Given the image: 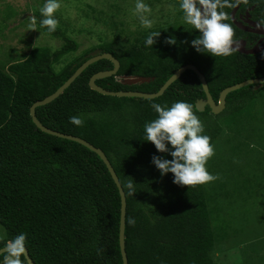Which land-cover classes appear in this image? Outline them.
I'll return each mask as SVG.
<instances>
[{
  "label": "trees",
  "instance_id": "obj_1",
  "mask_svg": "<svg viewBox=\"0 0 264 264\" xmlns=\"http://www.w3.org/2000/svg\"><path fill=\"white\" fill-rule=\"evenodd\" d=\"M243 1L255 5L264 21V0ZM174 3L179 7V0ZM179 14L182 19L180 8ZM36 17L40 31L60 38L63 45L54 51L32 48L24 61H17L8 71L0 66V225L6 231L0 248L25 233L35 264H123L121 199L106 166L82 145L38 130L31 107L54 94L97 49L121 65L117 76L97 81L105 90L157 93L180 68L194 65L205 76L216 103L223 90L264 77V54L212 57L198 53L191 41L199 33L178 21L139 30L126 45L116 35L109 43L65 63L79 50L78 43L60 29L49 33L40 27V13ZM149 33L160 36L154 46L146 47ZM172 38L174 44L166 43ZM112 69L107 60L90 66L57 100L36 109L38 120L51 130L91 143L108 157L127 198L129 264H219L214 257L223 235L219 228V157H210L206 164L218 179L190 187L176 185L171 173L161 176L153 165L154 155L172 157L145 141L144 125L157 117L151 104L171 106L185 101L193 106L213 146L222 135L221 114L214 115L209 108L197 111L196 102L206 97L191 71L154 100L106 97L92 91L91 77ZM132 77L154 80L135 86L122 83ZM254 87L231 93L226 107ZM71 116H80L84 125L69 123ZM129 183L134 194H130Z\"/></svg>",
  "mask_w": 264,
  "mask_h": 264
},
{
  "label": "rangeland",
  "instance_id": "obj_2",
  "mask_svg": "<svg viewBox=\"0 0 264 264\" xmlns=\"http://www.w3.org/2000/svg\"><path fill=\"white\" fill-rule=\"evenodd\" d=\"M44 2L0 0V66L5 71L24 61L32 48L54 51L63 45L60 38L39 29L36 16ZM144 2L152 9L150 29L183 23L176 0ZM60 4L55 13L57 29L79 45L65 63L116 35L126 45L139 30H150L141 27L133 13L135 0H60ZM112 23L116 29L110 27ZM223 112L219 119L222 135L211 156L219 157V228L223 230L214 257L219 264H264V90L254 87ZM5 236L0 225V239Z\"/></svg>",
  "mask_w": 264,
  "mask_h": 264
},
{
  "label": "clouds",
  "instance_id": "obj_3",
  "mask_svg": "<svg viewBox=\"0 0 264 264\" xmlns=\"http://www.w3.org/2000/svg\"><path fill=\"white\" fill-rule=\"evenodd\" d=\"M226 6L235 7V4H230L229 0H179L183 22L199 33L191 41L196 52L216 57L227 56L235 51L233 28L225 22L227 14L223 9ZM60 7V0H45L39 9L41 28H46L49 33L55 32L58 25L55 13ZM151 12V7L144 0H135L133 13L141 27H152L153 20L149 18ZM159 36L160 33H149L144 41L145 46H154L155 38ZM173 39L166 43L174 44ZM151 108L157 117L145 123L144 139L152 143L159 153L172 157L171 160L156 155L152 157V163L161 176L171 173L174 184L188 187L218 179L206 169L214 149L211 138L204 134L203 123L194 113L193 106L185 101H176L171 106L153 103ZM69 123L82 127L84 120L80 116H71ZM127 187L130 194L135 193L133 184L129 183ZM26 241L25 233L7 240L4 247L0 248L2 264H29Z\"/></svg>",
  "mask_w": 264,
  "mask_h": 264
},
{
  "label": "water",
  "instance_id": "obj_4",
  "mask_svg": "<svg viewBox=\"0 0 264 264\" xmlns=\"http://www.w3.org/2000/svg\"><path fill=\"white\" fill-rule=\"evenodd\" d=\"M244 43H241V46L235 45V52H238L243 55H256L258 52H260L262 49H254L247 51L244 47ZM107 60L110 61L113 64V69L110 71H102L99 72L95 75H93L89 81V87L92 91L99 93L100 95L106 96V97H116V98H135V99H144V100H154L157 98L162 97L166 91L175 83L177 82L183 74H185L187 71L193 72L199 79L202 89L205 94V99L198 100L195 104V107L198 112L203 113L207 108L211 110V112L214 115H220L225 109H226V104H227V97L234 92H237L239 90H242L246 87L250 86H256L257 89H260L264 86V77L259 78V79H253V80H248L243 83L234 85L232 87H229L225 90H223L220 93L218 102L216 103L215 100L213 99L209 86L207 83V80L205 76L201 73V71L194 65H186L182 68H180L164 85L163 87L157 92V93H142V92H135V91H127V92H112L103 89L102 87L97 85V81L108 79L111 77L117 76L119 70H120V62L114 58L111 54L109 53H104L102 50H95L94 52H91L87 60L76 70V72L70 77L66 83H64L54 94L51 96L45 98L43 101H38L36 102L30 109V114L32 121L36 128L40 130L41 132L57 137L60 139L68 140L71 142H75L77 144L82 145L83 147L87 148L91 152L95 153L101 161L104 163L106 166L113 182L115 183L116 187L118 188L119 194H120V199H121V216H120V228H119V246H120V252L122 256V261L123 264H129L128 262V256L126 252V214H127V198L125 191L120 183V180L111 164L109 161L108 157L106 154L99 148H96L94 145L91 143L79 138V137H74L71 135H66L59 133L57 131L51 130L47 127H45L37 118L36 116V109L40 107L47 106L57 100L63 93L85 72L90 66L103 61ZM154 79H148V78H124L122 80V83L126 86H135V85H140V84H145V83H150ZM28 252V261L29 264H35L34 261L31 259ZM1 257V256H0Z\"/></svg>",
  "mask_w": 264,
  "mask_h": 264
},
{
  "label": "flooded vegetation",
  "instance_id": "obj_5",
  "mask_svg": "<svg viewBox=\"0 0 264 264\" xmlns=\"http://www.w3.org/2000/svg\"><path fill=\"white\" fill-rule=\"evenodd\" d=\"M229 3L235 4V7L226 6L223 10L227 14L225 22L233 28L234 44L241 46V43H244L247 51L262 49L256 55L246 56L264 54V21L260 12L256 10V6L248 5L243 0H229ZM232 53L238 52L233 51Z\"/></svg>",
  "mask_w": 264,
  "mask_h": 264
}]
</instances>
